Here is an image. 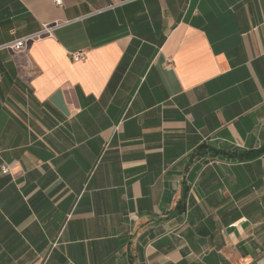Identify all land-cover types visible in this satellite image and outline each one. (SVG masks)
Returning a JSON list of instances; mask_svg holds the SVG:
<instances>
[{
	"label": "crops",
	"instance_id": "1",
	"mask_svg": "<svg viewBox=\"0 0 264 264\" xmlns=\"http://www.w3.org/2000/svg\"><path fill=\"white\" fill-rule=\"evenodd\" d=\"M62 1L0 0L61 24L0 50V264H264V0Z\"/></svg>",
	"mask_w": 264,
	"mask_h": 264
},
{
	"label": "built area",
	"instance_id": "2",
	"mask_svg": "<svg viewBox=\"0 0 264 264\" xmlns=\"http://www.w3.org/2000/svg\"><path fill=\"white\" fill-rule=\"evenodd\" d=\"M54 2L59 7H61L63 5V1L62 0H54ZM122 4H118V5L111 4V5L105 7L103 9H101V10L96 11L95 13H99V12H102V11H105V10L114 9L117 6L122 5ZM59 26H61V24H58V23H56V24H45V25L42 26V29L40 31L36 32V33L24 36L22 38H18V39L12 40V41L7 42V43H5L3 45H0V50H10V51H13V52H22V51H24L27 48L29 43L40 41L43 38L53 36L54 31ZM72 58H73V60H76V61L84 60L85 59V54L84 53H75V54L72 55ZM2 170H3V173H8L9 172V167L4 166L2 168Z\"/></svg>",
	"mask_w": 264,
	"mask_h": 264
},
{
	"label": "trees",
	"instance_id": "3",
	"mask_svg": "<svg viewBox=\"0 0 264 264\" xmlns=\"http://www.w3.org/2000/svg\"><path fill=\"white\" fill-rule=\"evenodd\" d=\"M261 154H262L261 152H259V153H254V154H252V155H250V156H247L246 159L256 158V157L260 156Z\"/></svg>",
	"mask_w": 264,
	"mask_h": 264
}]
</instances>
